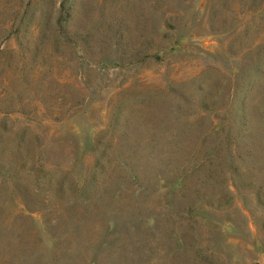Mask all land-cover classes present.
<instances>
[{"label":"rangeland","instance_id":"obj_1","mask_svg":"<svg viewBox=\"0 0 264 264\" xmlns=\"http://www.w3.org/2000/svg\"><path fill=\"white\" fill-rule=\"evenodd\" d=\"M0 264H264V0H0Z\"/></svg>","mask_w":264,"mask_h":264},{"label":"trees","instance_id":"obj_2","mask_svg":"<svg viewBox=\"0 0 264 264\" xmlns=\"http://www.w3.org/2000/svg\"><path fill=\"white\" fill-rule=\"evenodd\" d=\"M12 259V260H14L13 258V256H10V254L9 253H2V252H0V262L1 263H3V262H5V261H7V260H9V259Z\"/></svg>","mask_w":264,"mask_h":264}]
</instances>
